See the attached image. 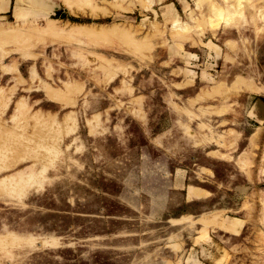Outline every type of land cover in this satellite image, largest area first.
<instances>
[{"label":"rangeland","instance_id":"1","mask_svg":"<svg viewBox=\"0 0 264 264\" xmlns=\"http://www.w3.org/2000/svg\"><path fill=\"white\" fill-rule=\"evenodd\" d=\"M69 1L0 0V264H264V0Z\"/></svg>","mask_w":264,"mask_h":264},{"label":"crops","instance_id":"2","mask_svg":"<svg viewBox=\"0 0 264 264\" xmlns=\"http://www.w3.org/2000/svg\"><path fill=\"white\" fill-rule=\"evenodd\" d=\"M189 3V0H155L154 3L152 5H157L156 9L160 10L162 12V16L164 20H168L173 18L176 15H179V13L177 12V9L175 8L176 5L180 6L181 8H185L187 7ZM151 5V7H152ZM154 9V8H153ZM6 10V9H5ZM4 12V11H3ZM250 89L252 87V84L250 83L248 86ZM257 119H261L264 121V108L262 110H258L257 114L255 115ZM255 120V119H254ZM257 122V121H256ZM253 136H248V139L250 140V143L253 144L252 139ZM218 145H223L222 141H218L216 142ZM264 152L263 149H260V154L261 152ZM245 160H248V157H242ZM262 159H264V154L262 155ZM257 162H259V160H257ZM259 169L264 168L262 165L257 166ZM245 168V167H244Z\"/></svg>","mask_w":264,"mask_h":264},{"label":"bare ground","instance_id":"3","mask_svg":"<svg viewBox=\"0 0 264 264\" xmlns=\"http://www.w3.org/2000/svg\"><path fill=\"white\" fill-rule=\"evenodd\" d=\"M65 1H66V0H65ZM68 1H69V0H67V2H64L65 5H67V7H69V6L71 5V4L69 3L70 1H69V2H68ZM69 4H70V5H69ZM68 5H69V6H68ZM70 8H71V6H70ZM69 10H71V9H69ZM213 10H214V9H213ZM217 11H218V10H217ZM217 11H216V12H217ZM194 22H195V21H194ZM176 26H177V25H176ZM186 26H187V25H186ZM182 27H183V25H182ZM182 27H181V29H182ZM7 28L9 29V28H12V27H10V26H8V25H7V26H3V25L0 26V32H1L2 30H4V29H7ZM15 28H16V27H15ZM173 28H174V27H173ZM176 28H178V27H176ZM176 28H175V29H176ZM8 29H7V30H8ZM185 29H187V28L184 26V27H183V30H185ZM11 30H13V29H11ZM176 30H177V29H176ZM8 31H9V30H8ZM10 32H11V31H10ZM17 32H18V31H17ZM260 32H261V31H260ZM1 33H2V32H1ZM7 34H9V32H7ZM5 35H6V34H5ZM1 36H2V35H1ZM260 155H261V154H260ZM189 191H190V190H189ZM184 218H185V217H184Z\"/></svg>","mask_w":264,"mask_h":264}]
</instances>
